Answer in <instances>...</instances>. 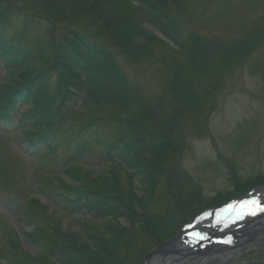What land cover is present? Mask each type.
Returning a JSON list of instances; mask_svg holds the SVG:
<instances>
[{
	"label": "rangeland",
	"instance_id": "obj_1",
	"mask_svg": "<svg viewBox=\"0 0 264 264\" xmlns=\"http://www.w3.org/2000/svg\"><path fill=\"white\" fill-rule=\"evenodd\" d=\"M12 1L24 8L30 6L29 0ZM133 4L138 5V2ZM176 5L177 8L171 10L182 38L195 34L206 41L195 46L191 67L197 66L198 70L192 73L191 84L183 85V90H175L172 95L170 72L173 60L184 61L186 54L178 52L174 43L155 27L143 24L155 38L150 41L154 54L141 62L130 60L112 47L110 50L134 93L140 96L148 111L154 112L157 132H167L173 142L174 147L169 148L163 158L162 172L156 177L159 185L145 205L152 214L167 211L169 197L162 194L161 188L169 179L173 193L180 196V204L184 206V215H175L174 225L178 228L190 219L195 209L235 196L231 188L239 186L236 191L240 193L236 196H240L249 186H264V22L259 19L264 15V0H177ZM33 12H26L31 19ZM14 23L17 25L15 31L22 32L23 26ZM44 26L41 22L38 29L26 32V39L47 47ZM95 27L92 25L82 31L93 34L98 31ZM250 35L256 39L255 44L239 54L227 48ZM187 58L184 63L190 66ZM10 77L11 74L0 66V85L13 86ZM100 105L95 107L91 98L85 103L68 104L70 111L55 139L61 146L56 150L43 145L34 150L27 144V131L0 128V264H22L15 254L40 258L41 247L26 234L50 233L55 224L64 231L81 233L84 238L88 237V232L100 231L106 225L131 229L127 217L97 218L85 209L72 211L59 207L47 195V192L74 194L67 187L74 190L90 187L100 192L107 188L111 193L126 196L132 190L136 197H147L145 185L138 177L129 178V169L118 161L99 163L98 159L87 155L79 164V170L91 180L82 176L83 184L61 171L63 161L74 146L73 143L65 144V136L70 138L79 130L87 133L82 126L90 120L91 114L97 119L92 128L107 137L115 135L116 125L106 123L105 116L115 117L118 108L109 103L101 102ZM158 121L165 124L163 129ZM151 141L156 144V140ZM96 148L99 149L95 146L93 151L97 152ZM232 174L238 178L235 185ZM258 227L255 233L251 229L238 238L228 235L215 239L208 249L210 253L199 256L204 258L202 264H264V223ZM173 230L166 225L159 231V239ZM244 236L253 238L245 244L236 240ZM156 242L133 241L129 248L135 250L123 264H134ZM201 247L205 248L196 244L193 248L196 251L181 250L189 254L182 264H194L197 255L191 257L189 251L197 254L202 252ZM43 261L51 264L50 260L42 258L33 262Z\"/></svg>",
	"mask_w": 264,
	"mask_h": 264
},
{
	"label": "trees",
	"instance_id": "obj_2",
	"mask_svg": "<svg viewBox=\"0 0 264 264\" xmlns=\"http://www.w3.org/2000/svg\"><path fill=\"white\" fill-rule=\"evenodd\" d=\"M134 1L138 5L133 4ZM176 3L177 0H29L30 6L24 8L12 0H0V66L11 74L14 84L0 85V128L3 131H27V144L34 150L39 145L56 150L57 146H61L55 139L70 111L68 104L85 103L88 98L98 108L101 102L114 104L118 108L115 117L107 114L105 122L116 125L115 135L107 137L92 128L97 119L94 113L91 114L90 120L82 126L87 133L79 130L74 131L70 138L65 136V144L73 143L74 146L69 157L63 161L61 171L73 181L83 184L82 176L91 180L88 174L79 170V164L87 155H92L99 163L118 161L129 169V178L138 177L145 185L147 196L136 197L132 190L126 196L111 193L107 188L100 192L90 187H82L81 190L67 187L74 194L47 192L55 205L65 209H85L97 218L127 217L131 229L119 225L109 228L106 225L100 231L88 232V237L84 238L81 233L64 231L55 224L50 233L35 231L26 234L41 247L42 255L33 258L27 254H15L22 264H35L33 261L41 258L50 260L51 264H123L124 259L135 250L129 248L133 241L158 240L154 244L156 246L177 232L179 227L174 225L175 215H184V206L180 204V196L173 193L169 179L161 188L162 194L169 197L167 211L152 214L145 205L159 185L156 177L162 172L163 158L167 150L174 147L173 142L167 132H157L159 129L153 123L154 112L148 111L140 96L134 93L110 50L112 47L130 60L141 62L154 54L150 41L155 38L143 24L155 27L174 43L178 52L188 57L190 66L184 63L186 58L184 61L175 59L170 72L172 87L169 89L172 95L175 90H183V85L191 84L192 73L198 70L197 66L191 67L194 65L195 46L206 41L195 34L182 38L171 10L177 8ZM27 10L34 11L32 19ZM259 19L264 22V15ZM14 21L23 26L22 32L15 31L17 25ZM41 22L45 25L43 32L47 47H41L38 41L32 44L25 35L38 29ZM92 25L98 31L93 34L82 31ZM255 42L256 39L250 35L227 48L239 54ZM23 107L28 108L23 111ZM147 120L150 121L148 124ZM159 121L163 129L165 124ZM144 135L147 139L156 140V144L147 141ZM95 146L99 147L97 152L93 151ZM232 180L235 185L238 178L232 174ZM113 183L116 184V181ZM238 187L231 188L235 196L240 193L236 191ZM224 201L199 207L201 209L197 208L191 214ZM186 220L181 224L189 221ZM166 225L174 230L159 239V231ZM43 263L46 264L39 262Z\"/></svg>",
	"mask_w": 264,
	"mask_h": 264
},
{
	"label": "water",
	"instance_id": "obj_3",
	"mask_svg": "<svg viewBox=\"0 0 264 264\" xmlns=\"http://www.w3.org/2000/svg\"><path fill=\"white\" fill-rule=\"evenodd\" d=\"M251 208L248 207L246 208V211H250ZM183 232V231H182ZM178 233L176 236H174L173 238H171L169 241L165 242L164 244L152 249L144 258L143 260L139 263V264H155L156 261L160 258H157L158 255H165L168 252L166 251L167 246H169L171 243H173L175 240H177V238L179 237V235L182 233ZM165 260V259H164Z\"/></svg>",
	"mask_w": 264,
	"mask_h": 264
},
{
	"label": "bare ground",
	"instance_id": "obj_4",
	"mask_svg": "<svg viewBox=\"0 0 264 264\" xmlns=\"http://www.w3.org/2000/svg\"><path fill=\"white\" fill-rule=\"evenodd\" d=\"M255 226L256 225H254V226H252L250 229H253V228H255ZM258 229H253V233H255L256 231H257ZM250 234H248V236H249ZM247 236V237H248ZM244 241L246 240V237L244 236L243 238H242ZM174 257H171V258H166L165 260H164V258H160V259H158L157 261H156V263L155 264H180V262L182 261V259H183V255H178V256H175V255H173ZM201 264L202 263V261H200V262H196V264Z\"/></svg>",
	"mask_w": 264,
	"mask_h": 264
},
{
	"label": "snow or ice",
	"instance_id": "obj_5",
	"mask_svg": "<svg viewBox=\"0 0 264 264\" xmlns=\"http://www.w3.org/2000/svg\"><path fill=\"white\" fill-rule=\"evenodd\" d=\"M251 204L253 205V206H258L259 205V202L258 201H251Z\"/></svg>",
	"mask_w": 264,
	"mask_h": 264
}]
</instances>
